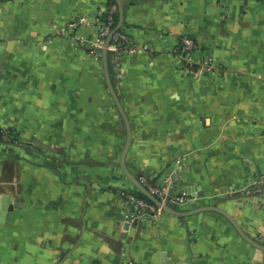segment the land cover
Instances as JSON below:
<instances>
[{
	"label": "crops",
	"instance_id": "0c3cea01",
	"mask_svg": "<svg viewBox=\"0 0 264 264\" xmlns=\"http://www.w3.org/2000/svg\"><path fill=\"white\" fill-rule=\"evenodd\" d=\"M122 1L130 47L108 65L128 170L264 243V193L244 192L264 179V0ZM109 6L0 0V129L13 135L0 142V264H264L217 211L127 218L126 124L89 50Z\"/></svg>",
	"mask_w": 264,
	"mask_h": 264
},
{
	"label": "built area",
	"instance_id": "2783aa9c",
	"mask_svg": "<svg viewBox=\"0 0 264 264\" xmlns=\"http://www.w3.org/2000/svg\"><path fill=\"white\" fill-rule=\"evenodd\" d=\"M116 14H118L117 5H111L104 11H100L96 17L95 22L97 25V35L94 44L89 47L90 54L94 56H100L102 54V49L105 47L106 39L108 35L112 32V30L116 26ZM77 25L76 22L70 23V26L75 27ZM196 41L188 36L184 35L180 38L179 49H177V53L183 55L189 63H193L194 57L193 53L197 48ZM108 50L111 52L117 53L121 49H128L130 46L128 45V40L124 32L120 29L115 31L111 37L110 43L108 44ZM201 64L206 67L209 66L207 61H203ZM13 135L9 132V130H1L0 129V142H9L12 139ZM140 181L147 186V188L155 194L158 198H160L163 202L168 203L172 206L185 205L188 203V199L184 196H175L170 198L169 201L166 200L168 197L165 196L164 190L160 187L153 185L148 178L141 177ZM247 195H261L264 193V179L257 180L252 185H250L244 191ZM123 196L127 199L129 203L132 205V211L127 218L130 220H139L143 216H152L156 217L164 213L162 207L157 206L148 198L138 195L135 192L122 191Z\"/></svg>",
	"mask_w": 264,
	"mask_h": 264
},
{
	"label": "water",
	"instance_id": "95a60500",
	"mask_svg": "<svg viewBox=\"0 0 264 264\" xmlns=\"http://www.w3.org/2000/svg\"><path fill=\"white\" fill-rule=\"evenodd\" d=\"M115 1L117 4V7H118V20H117V24H116L115 28L112 30V32L108 35V37L106 39L105 47L102 49V60H103V65H104V69H105V75H106V80H107L109 90H110L111 95L113 96V99H114V101H115L124 121H125V124H126V141H125V145L123 147L121 159H120V163H121V166H122L125 174L129 177L131 182L135 185V187L137 188V192L139 194H142L143 196L148 198L150 201H152L157 206L162 207V209L166 213L176 215V216H187V215L195 214V213L202 212V211L213 210V211H217V212L223 214L225 217H227L231 221V223L234 225L236 230L241 234V236L256 248V257H257V259H261L263 251H264V243H262L256 239L250 237L249 235H247L229 212L225 211L224 209H222L216 205H201V206H197V207H193V208H189V209H178V208H176V207H174L168 203L163 202L160 198H158L155 194H153L147 188V186H145L140 181V179L136 175L132 174L128 170V168L126 166L125 159H126V155H127L128 149H129L130 144H131V127H130V123H129V119L127 117V114L125 113V110L123 109V107L121 105L119 97H118L116 90L113 86V83L111 81V77H110V73H109V65H108L109 50H108L107 46L110 43V40H111L113 33L115 31H117L118 29H120V27L123 25V15H124L123 1L122 0H115ZM2 200H4V197L2 198ZM192 202H194L193 199H192ZM2 208L3 209L6 208V205L3 204Z\"/></svg>",
	"mask_w": 264,
	"mask_h": 264
},
{
	"label": "trees",
	"instance_id": "16d2710c",
	"mask_svg": "<svg viewBox=\"0 0 264 264\" xmlns=\"http://www.w3.org/2000/svg\"><path fill=\"white\" fill-rule=\"evenodd\" d=\"M111 5H117L116 4V1L115 0H110V6ZM117 20H118V14H116V24H117ZM136 194H138V195H141V196H143L142 194H139L137 191L135 192ZM145 197V196H144Z\"/></svg>",
	"mask_w": 264,
	"mask_h": 264
}]
</instances>
